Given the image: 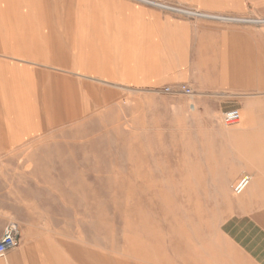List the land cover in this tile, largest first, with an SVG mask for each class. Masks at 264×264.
Returning <instances> with one entry per match:
<instances>
[{
	"label": "crops",
	"instance_id": "0c3cea01",
	"mask_svg": "<svg viewBox=\"0 0 264 264\" xmlns=\"http://www.w3.org/2000/svg\"><path fill=\"white\" fill-rule=\"evenodd\" d=\"M165 8L142 0H0V67L13 68L0 75V91L14 101L0 106V147L10 148L0 161H41L53 146L46 134L64 117L104 124L120 118L123 100L136 98L138 88L188 84L201 137L196 134L200 150L193 151L199 158L183 160L193 168L183 171L194 174L183 176L217 181L184 204L192 214H181L164 232L161 251L148 252L146 264H264V27L174 20ZM59 35L67 36L66 60L52 53ZM40 66L62 68L68 83L57 97L63 117L56 110V123L47 127L39 108L26 105V67L35 73L41 100L49 93L54 101ZM68 92L77 101L72 114ZM232 109L241 119L227 125L223 115ZM244 176L250 182L237 194L234 186ZM34 207L0 177V239L12 219L20 227L18 244L0 264H73L72 252L64 245L58 250L57 238L23 214Z\"/></svg>",
	"mask_w": 264,
	"mask_h": 264
},
{
	"label": "rangeland",
	"instance_id": "374dc122",
	"mask_svg": "<svg viewBox=\"0 0 264 264\" xmlns=\"http://www.w3.org/2000/svg\"><path fill=\"white\" fill-rule=\"evenodd\" d=\"M151 1L154 6H168L165 10L174 20L214 18L219 25L264 27V0ZM1 25L0 17V46ZM59 37L52 53L66 60L67 36ZM37 68L42 85L53 86L54 103L49 93L41 100L35 73L26 67L30 96L26 105L39 108L42 124L47 127L56 123V110L57 118L63 117L57 97L68 83L62 68ZM11 69L0 67V75ZM183 88L192 93H184ZM138 91L136 98L123 100L119 119L113 116L104 124L96 120L66 122L65 117L64 123L58 121L46 134L53 146L47 147V152L42 149L41 161H0L3 184L14 188L21 200L35 204L34 211L23 214H29L36 226L57 238L58 250L67 247L73 264H102L105 260L116 264L130 259L146 264L148 252L161 251L164 232L177 224L181 214H192L183 209L184 204L196 201L197 190L216 185L217 180L187 177L194 173L183 171L193 169L184 168V159L199 158V151L196 155L193 152L199 149L197 135L201 137L194 129L193 87L177 83ZM0 96L2 108L12 106L8 92L4 95L0 91ZM68 96L72 114L77 101L70 93ZM78 102H82L81 97ZM204 137H209L207 132ZM7 149L0 147L3 159L10 153Z\"/></svg>",
	"mask_w": 264,
	"mask_h": 264
},
{
	"label": "built area",
	"instance_id": "2783aa9c",
	"mask_svg": "<svg viewBox=\"0 0 264 264\" xmlns=\"http://www.w3.org/2000/svg\"><path fill=\"white\" fill-rule=\"evenodd\" d=\"M144 2L153 4L151 0H144ZM182 91L187 94L192 93L190 88H183ZM223 117L227 125H232L240 121L241 114L239 110L232 109L226 111ZM249 182L250 176H244L243 178H241L234 187L235 193H241L248 186ZM19 235L20 227L17 222H8L5 227L3 236L0 239V257L4 256L9 250L13 249L18 244Z\"/></svg>",
	"mask_w": 264,
	"mask_h": 264
},
{
	"label": "bare ground",
	"instance_id": "6f19581e",
	"mask_svg": "<svg viewBox=\"0 0 264 264\" xmlns=\"http://www.w3.org/2000/svg\"><path fill=\"white\" fill-rule=\"evenodd\" d=\"M147 2V1H146ZM207 16H209V15H207ZM220 16V15H219ZM216 18V17H215ZM218 18V17H217ZM220 18V17H219ZM223 18V17H222ZM1 53V52H0ZM2 54V53H1ZM19 73V72H18ZM3 75V74H2ZM7 78V77H6ZM11 78V77H10ZM20 79H21V77H20ZM28 79V78H27ZM26 79V80H27ZM1 80H3V77H1ZM8 80V79H7ZM22 81H24V79L22 80ZM22 83V82H21ZM26 84H28V83H26ZM4 85H5V83H4ZM10 85H11V83H10ZM29 85V84H28ZM6 86V85H5ZM11 87V86H10ZM25 87H26V85H25ZM1 88V87H0ZM8 88V87H7ZM36 90V89H35ZM16 92V91H15ZM30 92V91H29ZM34 92V91H33ZM35 93V92H34ZM10 94V93H9ZM1 97V96H0ZM37 97V96H36ZM9 98H10V96H9ZM15 99V98H14ZM10 101V100H9ZM2 102H3V100H2ZM5 102V101H4ZM11 102V101H10ZM33 102H34V100H33ZM2 104V103H1ZM9 104V103H8ZM16 105V104H15ZM8 107V106H7ZM10 107H11V103H10ZM13 107V106H12ZM241 114V113H240ZM42 117V116H41ZM43 122V121H42ZM252 179V178H251Z\"/></svg>",
	"mask_w": 264,
	"mask_h": 264
}]
</instances>
